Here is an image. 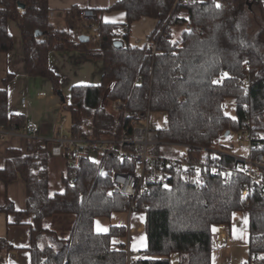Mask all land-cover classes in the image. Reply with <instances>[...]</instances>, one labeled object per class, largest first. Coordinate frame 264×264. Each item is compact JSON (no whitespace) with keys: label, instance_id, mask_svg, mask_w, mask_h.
I'll return each instance as SVG.
<instances>
[{"label":"trees","instance_id":"1","mask_svg":"<svg viewBox=\"0 0 264 264\" xmlns=\"http://www.w3.org/2000/svg\"><path fill=\"white\" fill-rule=\"evenodd\" d=\"M249 6L259 12L260 30L254 40L244 30ZM82 10H69L66 28L60 29L50 23L48 0H0V53L13 49L7 30L8 21H13L22 38L26 74L48 80L57 96L62 91L60 77L49 66L51 52L76 51L102 62L98 84L74 86L68 100L61 102L59 117L68 115L73 136L117 137L129 126V119H123L113 128L114 114L103 105L106 95L110 102L123 101L129 112L150 108L153 115L164 114V127L157 128L160 141L212 147L227 131L245 132L255 146L251 155L264 156L262 0H118L106 9L124 11L129 25L143 17L156 20L149 34L157 44L154 54L146 45H131L129 31L120 40L122 46L115 47V33L123 24L104 23L103 10H92L95 18L85 20ZM175 28L181 29L176 39ZM80 36L85 38L80 41ZM11 78L7 75L0 88V124L20 129L26 121L8 113ZM226 101L233 106V117L222 108ZM49 149L48 142L29 139L26 154L8 149L0 169L5 190L0 213L33 216L30 264H126V227L110 226L98 233L94 225L97 218L126 211L129 199L109 193L111 174L133 172L135 164L105 154L73 168L62 159V191L51 193ZM155 153L163 157L158 149ZM160 164L169 173L168 186L149 185L136 198V212L145 215L147 246L134 264H171L172 255L178 256V264H212L214 229L223 226L230 233L238 212L248 217L247 259L242 264H264V173L263 186L251 188L231 158L220 163L222 169H232L230 174L196 175ZM18 176L26 188L24 211H16L6 196L7 185ZM245 185L250 191L243 199ZM57 215L74 217L65 239L44 227L46 219ZM14 249L0 238V264Z\"/></svg>","mask_w":264,"mask_h":264},{"label":"crops","instance_id":"2","mask_svg":"<svg viewBox=\"0 0 264 264\" xmlns=\"http://www.w3.org/2000/svg\"><path fill=\"white\" fill-rule=\"evenodd\" d=\"M116 1L118 0H48L49 20L54 27L64 29L66 28L65 14L72 8L79 7L86 10H103L100 17L104 23L124 24L127 22L124 11H106ZM156 23V20L145 17L132 23L129 30V43L134 45L139 39L148 36ZM7 30L13 41V49L8 53H0V88H2L6 76L12 75L7 86L8 113L22 116L26 122H34L39 128L40 137H54L61 131L62 123L60 125V120L62 117H59V112L63 100L54 94L48 80L30 77L26 74L20 31L13 21H8ZM49 66L60 77V88L64 100H68L72 87L96 85L100 82L102 74V62L100 60L88 59L84 54L76 51L51 52L49 54ZM22 99L26 101L25 108L21 106ZM28 140L25 136H14L0 140V169L4 166L8 149H16L22 155L26 154ZM6 196L16 211L25 210L26 188L24 181L19 176L7 185ZM4 200L5 190L0 183V205L4 203ZM240 213H244L247 219L245 231V244L247 246L248 217L245 212H238L233 215L231 230L233 228L235 234L238 235L239 221L235 218ZM32 218V215L17 218L12 213H0V238H6L9 244L15 248L7 253L4 264H30L28 247ZM63 220H68L70 230L74 220L71 215H57L48 218L44 221V227L54 231L58 238L65 239L69 230L64 236L59 235L62 232L60 221ZM127 222L128 220L126 221V228ZM144 223V213L134 212L131 215L128 228L131 237V249L141 254L147 246ZM214 230L215 249L212 252V264H226L228 262L234 264L224 253L231 239V230L230 233H227L223 226H217Z\"/></svg>","mask_w":264,"mask_h":264},{"label":"built area","instance_id":"3","mask_svg":"<svg viewBox=\"0 0 264 264\" xmlns=\"http://www.w3.org/2000/svg\"><path fill=\"white\" fill-rule=\"evenodd\" d=\"M195 1L177 0V2L189 4H193ZM262 2L264 5V0ZM81 17L85 20H91L95 18V14L92 10H82ZM129 30L130 25L124 23L119 31L115 33L116 40H122ZM134 45H146L153 54L157 51V44L153 43L149 36L139 39ZM243 88L245 91L247 90L246 85ZM104 101L110 106V110L114 114L113 128L117 129L123 119H129V126L122 127L117 137L89 138L73 136L71 133H58L54 137L43 138L39 136L38 126L32 121H27L20 129L14 125L0 124V140L14 136H25L28 139L46 141L50 144L49 155L53 158L64 159L73 168L80 165L84 160L91 159V156L99 158L105 154L113 155L119 160L132 161L135 164L133 172H114L111 174L112 187L109 190L110 194L124 195L129 199V205L126 209L128 222L124 238L126 264H134L143 258L141 253L134 252L131 249V237L128 231L131 215L136 212V198L144 194L149 185L167 187L169 184V173L160 163L165 162L174 166V168L180 166L184 168L185 172L194 171L196 175H217L232 172V169H222L220 166L223 158H231L237 161V170L251 181V188L263 186L264 156L261 153L251 155V151L255 146L252 145L245 132H229L227 136L220 137L212 147L163 142L160 141L157 127L152 122L153 114L150 108L129 112L126 104L119 99L110 102L105 96ZM21 106L23 108L26 106V101L23 99L21 100ZM229 106L230 104L227 101L222 104V108L225 110ZM65 121V117H62V125ZM156 149L163 157L155 153ZM237 149L245 151V154L236 153ZM173 151L178 153L176 158L172 156ZM250 187L245 185L242 188L241 196L243 199L248 196ZM226 264L232 263L228 262Z\"/></svg>","mask_w":264,"mask_h":264},{"label":"rangeland","instance_id":"4","mask_svg":"<svg viewBox=\"0 0 264 264\" xmlns=\"http://www.w3.org/2000/svg\"><path fill=\"white\" fill-rule=\"evenodd\" d=\"M244 21H245L244 30H246V32L248 33L249 38L254 40L260 30L259 12L255 7L249 6L248 14L246 15V19ZM173 31H174L173 38L175 39L178 38L181 29L175 28L173 29ZM103 103H105L103 105L107 104L105 101ZM107 109L110 111V106H108ZM226 113L228 116L233 117L234 110L231 104L226 110ZM65 119L66 121L65 123H63V125H61L60 122L61 125L60 133L69 134L70 127H69V119L67 114L65 115ZM164 120H165L164 114H154L152 116V122L153 124L156 125L157 128L164 127ZM236 153L245 154V151L243 150L239 151V149H237ZM172 156L176 158L178 156V153H175V151H173ZM90 158L93 159L94 161L97 159L96 156H91ZM64 168H65V163L62 159L50 157L48 172H49V190L51 193L61 192L62 188L60 184V177L62 175V172L64 171ZM235 219H238L239 221L240 230L238 231V235H236L235 234L236 232L232 228L231 239L229 240L228 246L225 248L224 253L229 257V259L234 264H242L247 259V246L245 244L246 241L245 231H246L247 219L244 213L237 214ZM126 221H127L126 211L122 213H116L113 214L110 218H97L95 220L94 229L98 233H105L107 232L110 226H126ZM60 223L62 224V232H60L59 235L64 236L66 232L69 230L70 224L68 223V220H63L62 222L60 221ZM170 259H171V264H178L177 255H172Z\"/></svg>","mask_w":264,"mask_h":264},{"label":"water","instance_id":"5","mask_svg":"<svg viewBox=\"0 0 264 264\" xmlns=\"http://www.w3.org/2000/svg\"><path fill=\"white\" fill-rule=\"evenodd\" d=\"M19 8H22V7L20 6ZM84 38H85L84 36H80L79 37V40L82 41ZM114 46L117 47V48H119V47L122 46V43L120 41H117V42L114 43ZM60 97H61V100L64 101V97H63L62 93L60 94ZM228 134H229V132L227 131L225 133V135L227 136Z\"/></svg>","mask_w":264,"mask_h":264},{"label":"snow or ice","instance_id":"6","mask_svg":"<svg viewBox=\"0 0 264 264\" xmlns=\"http://www.w3.org/2000/svg\"><path fill=\"white\" fill-rule=\"evenodd\" d=\"M217 7H219V5H217ZM99 230V229H98Z\"/></svg>","mask_w":264,"mask_h":264}]
</instances>
